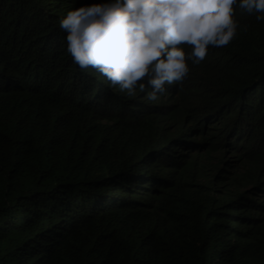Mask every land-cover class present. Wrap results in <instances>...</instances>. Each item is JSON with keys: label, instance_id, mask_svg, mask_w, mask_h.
Masks as SVG:
<instances>
[{"label": "trees", "instance_id": "obj_1", "mask_svg": "<svg viewBox=\"0 0 264 264\" xmlns=\"http://www.w3.org/2000/svg\"><path fill=\"white\" fill-rule=\"evenodd\" d=\"M93 2L0 0V264H264V19L148 100L66 52Z\"/></svg>", "mask_w": 264, "mask_h": 264}, {"label": "clouds", "instance_id": "obj_2", "mask_svg": "<svg viewBox=\"0 0 264 264\" xmlns=\"http://www.w3.org/2000/svg\"><path fill=\"white\" fill-rule=\"evenodd\" d=\"M233 5L264 19V0H98L67 10L58 27L78 68L128 95L147 85L154 100L165 84L182 81L188 62L198 64L208 46L236 35Z\"/></svg>", "mask_w": 264, "mask_h": 264}]
</instances>
